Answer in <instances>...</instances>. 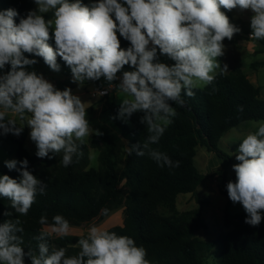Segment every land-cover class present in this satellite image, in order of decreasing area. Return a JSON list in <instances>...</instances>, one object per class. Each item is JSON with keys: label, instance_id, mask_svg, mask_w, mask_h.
Segmentation results:
<instances>
[{"label": "clouds", "instance_id": "clouds-1", "mask_svg": "<svg viewBox=\"0 0 264 264\" xmlns=\"http://www.w3.org/2000/svg\"><path fill=\"white\" fill-rule=\"evenodd\" d=\"M33 2L37 7L20 17L19 23L16 9L0 11V69L11 66L0 76V134L19 136L27 126L36 156L51 159L62 153L64 167L82 156L80 148L87 137L102 133L91 127L85 103L70 88L59 90L43 75L25 70L37 63L25 53L42 58L56 72L60 71L57 57L62 58L72 81L79 85L103 77L109 88L114 86L122 94L120 117L143 113L140 122L146 125L147 138L128 147V154L147 155L161 168H174L180 162L152 146L173 123L177 115L173 105L184 106V96L191 98L194 89L214 82L216 70L221 69L217 58L224 55V39L231 40L241 31L221 8L251 10L250 37L264 40V0ZM47 13L51 18H45ZM117 33L129 47H121ZM50 38L55 48L48 43ZM158 54L174 63L158 62ZM125 65L133 70L122 71ZM227 69L225 64L221 70ZM254 127L238 145L239 163L232 166L236 180L226 187L229 199L241 204L247 214L244 222L256 227L264 219V121ZM5 165L20 173L19 179L0 175V197L10 201L18 218L0 223V264H25L26 258L30 264H151L147 250L133 238L95 225L78 240V254L67 256L64 247L49 244L51 234L63 238L70 231L69 221L61 214L54 215L50 225L47 215H41L39 223L51 232L41 231L34 237L38 251H25L19 217L27 216L47 184L28 170L27 159L5 161ZM107 212L102 210L104 215Z\"/></svg>", "mask_w": 264, "mask_h": 264}, {"label": "trees", "instance_id": "trees-1", "mask_svg": "<svg viewBox=\"0 0 264 264\" xmlns=\"http://www.w3.org/2000/svg\"><path fill=\"white\" fill-rule=\"evenodd\" d=\"M82 2L85 3L84 0ZM33 4V0H0L1 11L14 8L19 12L16 23L33 9ZM234 10L221 8L229 19ZM51 15L47 13L45 18H51ZM118 38L122 48L129 47L128 41ZM48 43L55 48L54 38H50ZM37 59L46 65L42 58ZM57 63L60 67L66 65L60 57H57ZM5 70L7 73L11 66L5 65ZM54 86L59 90L72 89L70 80L56 81ZM194 92L191 98L183 97L184 106L173 105L177 112L173 123L159 143L152 146L173 161H179V167L161 168L147 155L138 156L135 152L129 155L127 152L125 167L117 172L113 158L115 142L103 133L93 135L90 142L92 148L98 149L97 169L88 167L89 148L86 143L80 148L82 156L78 159L74 157L73 163L64 167L62 153L51 159L38 158L25 149V127L19 136L9 133V139L16 144L14 153L17 161L27 159L28 170L47 184L45 194L37 196L27 216L19 217L24 228L21 235L25 251H38V241L34 237L42 230L30 229L26 225H38L41 215L51 219L61 214L69 221L87 224L99 217L103 209L110 212L123 207L122 224L107 230L133 238L138 246L147 250V259L151 264H203V255L214 248L218 252L219 264H264V225L260 223L253 227L246 224V213H239L232 219L225 213L224 225L231 228L216 240L203 242L195 237L198 230L206 228L201 207L179 212L176 206L178 195L195 194L205 178L224 173L229 158L218 150L217 143L241 122L264 121V98L260 97L259 88L240 69L229 73L218 72L211 85L196 88ZM119 108L113 99L105 102V111L110 113L127 148L142 143L148 135L146 125L140 122L143 113L120 117ZM199 145L223 160L218 173L208 176L197 171L193 159ZM0 175L20 178L19 171L7 167L0 171ZM221 193L228 197L227 187ZM196 200L200 201L197 197ZM228 201H231L229 197ZM6 212L11 215H4ZM16 218L18 214L10 201L0 197V223ZM80 238L84 236H50L49 244L64 247L66 255L72 256L79 252L76 245ZM25 261L30 264L28 258Z\"/></svg>", "mask_w": 264, "mask_h": 264}, {"label": "rangeland", "instance_id": "rangeland-1", "mask_svg": "<svg viewBox=\"0 0 264 264\" xmlns=\"http://www.w3.org/2000/svg\"><path fill=\"white\" fill-rule=\"evenodd\" d=\"M84 2L90 3V0H84ZM37 6L33 4L34 10ZM1 11V6H0ZM253 15L251 10L236 9L231 13L230 22L240 28V32L236 33L231 40L227 38L224 39L223 44L224 55L218 57V61L221 63V69L223 65H227V71H222L217 69L215 74L218 72L229 73L235 69H240L248 78V80L260 90V97L264 98V40H255L250 37L251 28H250V18ZM119 36V34L117 33ZM25 56L28 59H35L36 64L26 66V71H35L38 75H43V77L48 80L53 85L56 81L70 80L72 85V93L78 95L82 102L85 103L87 109V119L90 117L89 108L93 105L94 108H97L101 104L105 105V102L114 100L115 104L120 107L121 104V95L115 89V91L107 98H99L92 96L93 92L102 87H106L108 84L102 77L97 81H85L83 85H79L72 81V74L70 68L65 65L60 67V71L56 72L49 68V66L43 65L40 63L36 56L25 53ZM158 62L166 63L172 65L174 61L170 60L167 56L158 54ZM133 70L128 65L124 67L122 71H131ZM6 74L5 67L0 69V76ZM118 76H122V72L118 73ZM114 84H118L119 81H114ZM203 87H198L200 89ZM10 118H14L10 116ZM89 120V119H88ZM101 124L99 128L92 124V128L98 130L100 133L109 135L113 138L115 142V150L113 153V158L116 163V171L121 172L125 167V148H124V139L120 136L118 128L113 124L112 117L109 112H106L101 117ZM258 121H244L238 124L236 127L230 129L227 133L217 143V148L219 151L226 154L229 158V164L224 169V173L214 177L205 178L201 184L197 187L195 194H181L177 196L176 206L179 212L190 211L195 208L201 207L202 209V219L206 225L205 229H200L195 233L200 241H212L224 232H227L230 228H226L224 225V215L228 214L231 219L239 214L245 213L243 207L239 203H233L228 201V197L221 193V190L225 189L229 181L235 182L236 174L233 170V165L239 163L236 160V150L239 143L242 140V137L248 132L255 131L254 125ZM17 124L21 126V122L18 121ZM101 127V128H100ZM27 136L23 144L25 149L30 154H35L37 149L34 142L30 139L31 129L25 126ZM95 135V134H92ZM86 138V144L89 148V168L97 169L99 167L98 161V149L92 148L90 146L91 137ZM11 135L0 134V171L6 167L5 161L17 160L15 156L16 144L9 139ZM222 159L219 158L215 153L208 152L206 148L202 145L197 146L196 154L193 159V163L197 171L203 175L211 176L214 173H218L221 170ZM199 202H202L200 204ZM264 214V213H262ZM123 207L112 210L107 213V215L101 214L96 219L92 220L87 224H78L73 221L70 223V231L68 235L74 236H84L88 234V230L91 226L95 225L101 227L105 230L119 226L123 221ZM52 218V217H51ZM49 225L52 220L48 219ZM264 225V219L261 222ZM27 228L42 230L45 232H51L50 228L47 225H26ZM52 238H56L55 234L50 235ZM203 264H219L218 262V252L214 248L211 252L203 255ZM25 264H28L25 261Z\"/></svg>", "mask_w": 264, "mask_h": 264}, {"label": "crops", "instance_id": "crops-1", "mask_svg": "<svg viewBox=\"0 0 264 264\" xmlns=\"http://www.w3.org/2000/svg\"><path fill=\"white\" fill-rule=\"evenodd\" d=\"M103 88V87H102ZM91 110L89 111V123H94V126L99 128V125L101 124V117L103 114H105L107 111H105V105L101 104L100 106H98L97 108H94L93 105L90 106ZM92 126V124H90ZM101 128V127H100ZM93 136V135H92ZM92 138V137H91ZM124 141V148H125V153H127L126 149V141Z\"/></svg>", "mask_w": 264, "mask_h": 264}, {"label": "built area", "instance_id": "built-area-1", "mask_svg": "<svg viewBox=\"0 0 264 264\" xmlns=\"http://www.w3.org/2000/svg\"><path fill=\"white\" fill-rule=\"evenodd\" d=\"M106 89H108V91L106 92V94H104V95H98L97 93L98 92H104ZM115 87L113 86L112 88H109V85H107L106 87H103V88H101V89H97V90H95L94 92H93V94H92V96H94V97H99V98H107V97H109L114 91H115Z\"/></svg>", "mask_w": 264, "mask_h": 264}]
</instances>
